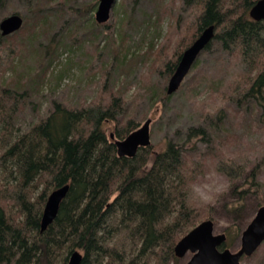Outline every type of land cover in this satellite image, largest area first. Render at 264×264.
Wrapping results in <instances>:
<instances>
[{
    "label": "trees",
    "instance_id": "obj_1",
    "mask_svg": "<svg viewBox=\"0 0 264 264\" xmlns=\"http://www.w3.org/2000/svg\"><path fill=\"white\" fill-rule=\"evenodd\" d=\"M42 1L54 0L39 3ZM256 1L184 0L194 11L183 22L184 31H177L179 49L173 58L163 61V71L170 76L183 50L203 29L215 26L214 37L201 54L217 53L223 62V53L229 64L235 58L240 67L233 77L209 85L222 101L213 117L219 126L231 103L236 112L251 104L264 126V20L249 16ZM4 3L0 0V8ZM39 19L27 43L37 36L35 25L49 28L47 16ZM9 36L0 32V49L11 45ZM155 52L150 41L147 53L154 56ZM10 66L12 74L9 79L4 75L0 84V264H67L74 250L82 254L79 264H133L138 256L148 257L153 264L169 263L177 261L175 243L192 227L205 219H211L215 227L219 218L215 203L202 205L192 199L194 181L207 154L200 153L196 143L207 142L203 128L190 127L185 136L166 141L160 150L150 145L139 148L133 157L119 156L114 140L125 137L137 124L127 119L125 129L114 131L113 138L107 135L105 124L122 114L119 93L109 90L105 97L81 109L55 102L46 115L25 129H14L15 118L26 102L28 75L14 64ZM149 90L156 97L171 95L166 88L163 92ZM217 169L238 191V198L228 202L229 212L237 213L244 197L252 189L259 190L255 168L234 158H220ZM64 184L68 190L56 217L41 230L47 195ZM261 202L258 204H264ZM113 220L131 238L137 252L129 262L112 245L117 230ZM246 221L245 217L234 219L226 238L238 237ZM226 243L220 248L227 247Z\"/></svg>",
    "mask_w": 264,
    "mask_h": 264
},
{
    "label": "rangeland",
    "instance_id": "obj_2",
    "mask_svg": "<svg viewBox=\"0 0 264 264\" xmlns=\"http://www.w3.org/2000/svg\"><path fill=\"white\" fill-rule=\"evenodd\" d=\"M39 1L5 0L0 8V20L11 13L23 18L22 26L9 36L11 45L0 49V84L4 75L9 79L13 64L20 73L28 75L24 85L28 92L26 102L15 118L14 129H25L46 115L55 102L81 109L98 97H105L109 90H115L122 100V114L117 121L105 124L107 135L125 129L127 119L136 123L137 128L149 118L148 146L160 150L166 141L174 142L185 136L190 127L203 128L207 142L196 143L199 152L207 154L201 158L202 169L194 187L228 185L215 202L219 218L214 233H227L231 222L239 217H245L248 223L260 206L258 202L264 201V126L251 104L247 110L236 112L233 103L228 106L224 124H214V111L222 101L209 87L217 80L216 84L236 75L240 68L237 60L230 58L229 64L222 53L226 61L223 63L217 53H200L173 94L156 97L149 90L160 88L163 92L166 88L169 76L163 71V61L173 58L179 49L177 31L186 28L183 22L194 11L190 4L184 0H115L109 19L97 23L95 10L99 0H62L61 4L60 0L47 4ZM43 15L50 21L49 28L41 23L35 25L37 36L27 43L34 23ZM150 41L156 49L154 56L147 53ZM147 89L149 92H145ZM220 158H234L248 168H255L259 190L252 189L244 197L237 213L228 210V202L238 198V191L233 190L227 176L217 169ZM112 225L117 227L112 245L125 253L129 262L128 258L137 253L131 238L118 228L117 220ZM226 240L227 248L232 251L240 245V235L233 239L227 236ZM192 254L187 251L177 261L161 264H184ZM133 264L153 262L138 256ZM240 264H264V241L252 255L242 258Z\"/></svg>",
    "mask_w": 264,
    "mask_h": 264
},
{
    "label": "water",
    "instance_id": "obj_3",
    "mask_svg": "<svg viewBox=\"0 0 264 264\" xmlns=\"http://www.w3.org/2000/svg\"><path fill=\"white\" fill-rule=\"evenodd\" d=\"M115 0H99L95 10V21L104 23L110 17ZM249 16L256 21L264 20V0H257L249 10ZM23 18L17 13H11L0 20V32L8 35L22 26ZM214 25H209L200 35L186 47L180 55L173 73L169 76L166 93H174L193 66L196 58L214 37ZM150 122L147 118L141 125L129 132L122 139H115L116 151L119 156L133 157L141 147L150 144ZM113 138V134H110ZM68 184L50 191L47 195L41 214L40 228L44 230L56 217L60 202L66 195ZM224 233H214V223L205 219L192 227L174 245L176 257H182L187 251L192 256L184 264H240L243 256H250L264 241V204L259 206L254 216L248 221L240 233V245L232 251L229 248L220 249L225 241ZM82 254L74 250L67 264H79Z\"/></svg>",
    "mask_w": 264,
    "mask_h": 264
},
{
    "label": "clouds",
    "instance_id": "obj_4",
    "mask_svg": "<svg viewBox=\"0 0 264 264\" xmlns=\"http://www.w3.org/2000/svg\"><path fill=\"white\" fill-rule=\"evenodd\" d=\"M227 187L226 183L215 187L208 185L195 186L192 188V199L202 205L214 204L219 196L227 190Z\"/></svg>",
    "mask_w": 264,
    "mask_h": 264
},
{
    "label": "flooded vegetation",
    "instance_id": "obj_5",
    "mask_svg": "<svg viewBox=\"0 0 264 264\" xmlns=\"http://www.w3.org/2000/svg\"><path fill=\"white\" fill-rule=\"evenodd\" d=\"M222 249V248H221Z\"/></svg>",
    "mask_w": 264,
    "mask_h": 264
}]
</instances>
